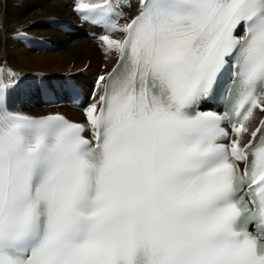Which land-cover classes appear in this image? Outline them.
Here are the masks:
<instances>
[{"label": "snow or ice", "instance_id": "1", "mask_svg": "<svg viewBox=\"0 0 264 264\" xmlns=\"http://www.w3.org/2000/svg\"><path fill=\"white\" fill-rule=\"evenodd\" d=\"M74 11L116 57L85 123L12 109L0 67V264H264V120L245 141L264 0ZM213 96L222 109L201 110Z\"/></svg>", "mask_w": 264, "mask_h": 264}, {"label": "bare ground", "instance_id": "2", "mask_svg": "<svg viewBox=\"0 0 264 264\" xmlns=\"http://www.w3.org/2000/svg\"><path fill=\"white\" fill-rule=\"evenodd\" d=\"M54 18L73 20L68 0H0V55L6 60L0 61V67L16 74L9 89V101L16 111H43L32 106V90L38 80L55 81L50 76L53 73L60 80L73 71L78 74H72L74 78L88 83L91 75L100 72L101 64L109 67L116 58L101 54L99 45L83 34L69 35L56 29ZM83 72L87 73L81 76ZM19 92L23 93L22 102L16 100Z\"/></svg>", "mask_w": 264, "mask_h": 264}, {"label": "rangeland", "instance_id": "3", "mask_svg": "<svg viewBox=\"0 0 264 264\" xmlns=\"http://www.w3.org/2000/svg\"><path fill=\"white\" fill-rule=\"evenodd\" d=\"M27 11H30V10H27ZM97 49H100V47L97 46ZM98 51H99V50H98ZM99 52L102 54V53H103L102 49H101ZM0 57H1V58H0V61H1V62H6V60L3 58L2 55H0ZM101 57H102V56H101ZM102 65H103V64H101L100 67H101ZM85 73H87V72H83V74H82L81 76L85 75ZM70 74H71V75L73 74V75H75V76L78 77L77 72H73V71L70 72V73L68 72V75H70ZM54 75H55V76H54ZM50 76H51L55 81H56L57 78H58V77H57L58 75H56V74H54V73H53V74H50ZM65 76H66V75H65ZM79 77H80V76H79Z\"/></svg>", "mask_w": 264, "mask_h": 264}]
</instances>
